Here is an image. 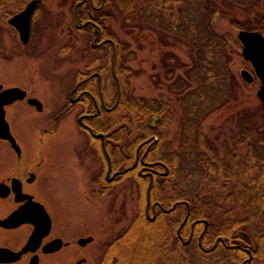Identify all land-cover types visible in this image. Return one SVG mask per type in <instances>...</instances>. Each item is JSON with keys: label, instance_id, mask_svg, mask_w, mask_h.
I'll list each match as a JSON object with an SVG mask.
<instances>
[{"label": "trees", "instance_id": "obj_1", "mask_svg": "<svg viewBox=\"0 0 264 264\" xmlns=\"http://www.w3.org/2000/svg\"><path fill=\"white\" fill-rule=\"evenodd\" d=\"M29 1L0 0V16L8 7L19 9ZM93 1L98 7L102 5V0ZM106 7H110L123 29L151 33L163 47L184 50L188 63L181 61L175 52L166 53L174 63L172 73L177 72L171 76L174 78H169L174 81L169 86L170 99L132 97L129 79L133 72L122 54L124 44L115 34L110 35L101 21L110 12L95 18L89 15V9L86 13L84 5L80 7L84 11L78 13L79 21L99 25L101 39H109L113 44V61L108 66L112 65L118 82L119 101L111 114L112 127L117 126L112 136H128L126 141L119 139L116 143L127 144L132 157L138 145L143 144L140 154L147 150L145 159L161 162L159 170L168 171L164 176L153 174L152 179L149 176L139 179V212L106 245L98 264H190L192 253L199 264H233L235 252H223L220 242L207 254L200 250L195 238V250L190 252L191 247L185 246L175 234L184 213L172 222L166 220L165 214L155 220L146 217L147 198L152 203L158 200V191L175 185L179 187L176 199L186 201L190 207L188 222L209 223L201 237L205 247L219 237L227 243L233 241L236 233L242 231L249 237L254 258L264 261V120L260 114L241 108L229 117V125L212 127L208 132L202 129L212 113L239 107L242 97L228 52L229 46L237 50L240 44L231 33L219 31L216 23L229 17L235 28L260 32L264 30V18L256 28L251 17L255 13L263 15L264 0H103L99 10ZM237 13L247 22H235ZM88 26L96 33L93 26ZM162 64L165 69V60ZM95 68L96 65L92 70L98 71ZM113 83L115 86V79ZM173 120L177 121L175 151L166 141ZM147 140L153 142L148 149ZM120 149L110 147L111 157ZM194 229L198 234L202 225Z\"/></svg>", "mask_w": 264, "mask_h": 264}, {"label": "rangeland", "instance_id": "obj_2", "mask_svg": "<svg viewBox=\"0 0 264 264\" xmlns=\"http://www.w3.org/2000/svg\"><path fill=\"white\" fill-rule=\"evenodd\" d=\"M81 1L41 0L33 16L30 41L26 45H21L18 32L8 23L9 18L19 13L24 7L19 9L8 7L2 11L0 16V84L3 87L24 88L30 96L39 97L43 103V112L37 113L25 103L17 102L7 111L8 121L21 146L22 158L26 156L34 167V164L39 163L44 157L41 171L54 173L50 185L38 184L33 187L35 194L54 217L56 225L63 224L66 229H72L70 227L76 224L82 237L88 235L93 237L92 243L83 248L77 247V251H81V256L84 258L83 264H98L106 245L122 233L137 216L140 201L138 195L141 190H139L137 180H130V182L114 185L112 189L104 192H100L97 186L96 192L90 195V190L87 188L89 177L98 176L107 167L98 142L92 146L88 144L90 137L76 124L74 118L76 111H72L69 116L61 120L52 121L55 113H58L66 102L68 92L75 81L86 72L90 74L97 71L92 70L95 67L94 62L98 72L101 70L102 74L111 62L110 57L113 53L111 46L93 49L90 33L93 32L92 27H82L84 22L81 20L78 24L76 23L75 8ZM87 5L89 4H84L86 13L88 14L89 9L91 17H102L110 12L105 21L100 20L105 22L107 32L115 34L124 44L122 54L127 66L133 72L129 79L130 95L134 98L170 99L172 96L169 93L171 91L169 86L174 81L169 78H174L171 76L177 72L172 73L171 67L174 63L170 60V55H165L169 51L175 52L180 56L181 61L188 63L185 51L163 47L157 37L151 33L123 29L122 23L113 17L110 7L93 10ZM80 10L81 8L78 13ZM261 11L263 14L261 17L256 13L251 17L256 28L260 24L258 22L264 18V7ZM5 12L9 13L3 16ZM239 14H236L234 21L239 24L246 23L247 21L243 20ZM230 20L229 17L219 19L216 27L221 32L231 33L237 40V33L240 29L231 25ZM254 26L250 25L251 28ZM260 32L264 35V30ZM228 52L231 58V70L241 87V101L239 107L231 106L212 113L203 123L204 132H208L212 127L229 125L230 121L227 122L229 117L237 111L240 112L241 108L257 115L260 114L261 119L264 120V112L256 95L260 86L259 81L255 80L248 84L240 76L242 70L252 71L251 65L241 56V45L237 50L234 46H229ZM162 60H165V69ZM115 91L114 88L110 91L111 99L115 97ZM48 115L50 121L46 123ZM111 118V115L104 114L96 124L97 130L108 128L105 131L108 137L117 128L114 125L112 127ZM166 137L169 148L172 151L177 150L176 120L171 122ZM126 139L124 135L123 141ZM116 142L118 141L110 140L111 146H118ZM7 151L8 149L0 144V157H3L4 153L7 154ZM124 151L126 152V149ZM127 157L125 154V158ZM113 159L114 166H119L118 163L122 162L123 153L115 154ZM22 163L23 161L18 165L21 166ZM75 171L82 173L83 178H80V175L68 176L69 172L75 173ZM81 181L84 182L85 188H82ZM178 188L175 185L173 189L158 191V198H167L170 201L177 194ZM180 217L182 214L177 210L174 219L179 220ZM19 236L24 237L22 234ZM236 236H239L238 233ZM22 241L20 238L16 241L14 238H5L0 232V244L15 247ZM193 245L194 242L190 245V252L194 249ZM69 251L66 249L64 255L61 256L62 264L69 263ZM44 264H54V262L48 259ZM190 264H199L193 253Z\"/></svg>", "mask_w": 264, "mask_h": 264}, {"label": "flooded vegetation", "instance_id": "obj_3", "mask_svg": "<svg viewBox=\"0 0 264 264\" xmlns=\"http://www.w3.org/2000/svg\"><path fill=\"white\" fill-rule=\"evenodd\" d=\"M88 3L93 10H99L102 8L103 0L101 1L102 5L99 7H95L93 0H82L78 3L75 8V17L76 23L79 22V15L78 10L79 8ZM38 9V8H37ZM36 13V12H35ZM35 15V14H33ZM33 20V19H32ZM89 21V20H88ZM83 23L82 27L91 25L96 29V33L91 36V47L93 49H100L101 47L110 46L113 48V44L109 39H101L102 30L99 25L93 24L91 22ZM78 24V23H77ZM32 27V23H31ZM81 27V26H79ZM78 27V28H79ZM111 62L113 61V53L111 55ZM111 64V63H110ZM94 62V66H95ZM252 68V67H251ZM101 72V70H100ZM94 71L92 73H85L82 77H79L70 91L68 92L66 102L63 104L62 108L59 112L55 113V118L52 119L55 121L61 120L69 116L72 111H76L74 118L76 121L77 126L83 130L89 137L90 140L88 144L92 146L95 142H98L102 154L107 162V167L98 175L89 177L87 188L90 190V195H93V192L97 190V186L100 188V192H104L107 189H110L112 186L123 183V182H130V180H137L139 190L141 189L139 179L149 176L153 177V174L157 175H166L168 171H160L159 167H162L161 162H150L145 159V154L147 150H144L142 154H140L139 150L143 144L138 145L134 157L129 154L128 145L125 146L123 143H117L118 146L121 147L118 154L123 153V159L121 163H118L119 166H114V159L111 157L110 154V147L111 143L110 140H119L123 139L122 136H107L105 131L108 128L97 130L96 124L98 120H101L102 116L111 115L114 108L118 104L119 101V88L118 82L116 77L114 76L113 68L108 67L104 74L103 72ZM252 73V71H251ZM106 75V76H105ZM115 79L116 84L114 86L113 80ZM257 80L255 76L253 82ZM252 82V83H253ZM260 83V82H259ZM0 91L13 88L10 86L3 87L1 85ZM114 86V87H113ZM15 87V86H14ZM19 88V87H17ZM115 89V97L111 99L110 91ZM26 92V96L23 100H16L10 104L3 106V116L8 125L9 133L14 139L16 145L19 148V151L16 150L13 145L6 139L0 138V144H2L5 148L8 149L7 154L4 153L3 157H0V220H4L8 218L15 210L19 207L26 205L28 202H36L41 204L45 211L47 212L50 218V227L48 229L47 235L43 237L41 240L40 246L36 249L35 252H27L22 255L19 261L10 263V264H18L24 263L28 264L33 256L38 257V264H44V262L50 259L54 264H62L60 261L61 256L64 255L66 249H69L68 252V264H83L84 258L81 256V251H77L78 248H83L88 245V243L82 246L79 243V240L82 238L91 237L93 241V237L88 235L86 237L81 236V231L77 230V225H72V229H66L63 224L55 223L54 217L49 213L46 209L45 204L37 197L34 192L35 185H43L47 186L50 185L51 180L53 179V172L51 171H41V166L43 163V158H41L39 163H35L34 167L30 164L31 161L26 159V156L22 158V149L21 146L17 142V138L15 133L13 132L10 122L7 118V111L9 107L13 106L17 102L25 103L31 109H34L37 113H42L44 110V105L41 102L40 98L37 96H30L29 92L24 89L20 88ZM29 98L37 99L41 105L42 109L38 110L35 106L28 104L27 100ZM114 100V101H112ZM108 101H112V103H108ZM50 118L46 119V123H49ZM108 123V122H106ZM59 124V123H58ZM111 126V123H110ZM43 127V131H44ZM96 134H102L103 137H95ZM128 138V136H126ZM117 138V139H116ZM127 140V139H126ZM147 140L146 149H148L153 142H156V138H154L153 142H149ZM144 142V143H146ZM120 145V146H119ZM95 147V146H94ZM126 149V152L124 151ZM116 153V154H117ZM125 154L128 156L125 158ZM131 158V159H130ZM127 159V160H126ZM22 165L19 166L18 163L22 162ZM156 166L158 168H156ZM75 170V169H74ZM88 172L89 170L86 169ZM90 174V173H89ZM74 175H80V178H83L82 173H68L69 177ZM83 185L82 188H85L84 182H80ZM112 189V188H111ZM169 189H173L170 187ZM167 190V188H163L160 192ZM96 192V191H95ZM175 194L172 199L167 200V198H158V200L154 202H150L149 197L147 198L144 213L146 217L151 220H155L156 218L161 219L160 214H165L167 221H176L174 219V215L176 214L177 210L183 214V218L180 221V224L175 229L176 236L181 240V242L185 246H190L193 244L195 238L197 239V245L199 246L200 250L203 253H211L214 251L217 242H220L221 248L223 252L226 251H234V262L233 264H264V261H258L253 256V247L249 244V237L242 231L238 232L239 236H236L233 241L226 242L224 238L222 241H219L218 238L211 244L210 247H205L202 244L201 237L208 229L209 223L207 220H191L188 222V218L190 215V207L186 201L177 200ZM140 197V193L138 195ZM159 227L161 228L162 221H159ZM62 225V226H61ZM202 225V229L197 234L195 232V226ZM34 227L31 224H22L18 227H3L0 226L1 235L5 238L11 239L14 238L15 241L19 238L22 239V243L20 245H15V247H11L7 244H0V248H7L12 251H19L26 241L28 240L29 236L33 232ZM18 234V235H17ZM19 234H22L24 237H20ZM18 238L16 239V237ZM92 241L90 243H92ZM17 243V242H16ZM50 243H54L50 245ZM89 243V244H90ZM46 245H50L47 247V252H43V248ZM224 253H222L223 255ZM247 256V257H245ZM224 258V256H223ZM65 259V257H64Z\"/></svg>", "mask_w": 264, "mask_h": 264}, {"label": "water", "instance_id": "obj_4", "mask_svg": "<svg viewBox=\"0 0 264 264\" xmlns=\"http://www.w3.org/2000/svg\"><path fill=\"white\" fill-rule=\"evenodd\" d=\"M41 0H31L22 11L12 16L8 23L16 29L21 44L25 45L30 39L31 19ZM237 40L241 45V56L252 67V73L242 70L240 76L245 83H252L254 76L259 80L260 86L257 90V98L261 103L264 112V36L257 31L240 30L237 33ZM1 89V86H0ZM26 92L20 88L13 87L0 91V138L8 140L13 147L19 151L14 139L9 133L8 125L3 116V106L16 100H23ZM28 104L35 106L38 110L42 109L41 103L34 98L27 100ZM95 137L102 138V134H96ZM22 224H31L34 227L24 246L19 251H12L7 248H0V264H10L20 260L23 254L35 252L40 246L41 240L48 233L50 227V218L44 207L36 202H28L19 207L8 218L0 220V226L18 227ZM222 241V238H218ZM92 241L91 237L82 238L79 243L84 246ZM54 243H50L53 245ZM46 245L43 252H47ZM28 264H38V257L33 256Z\"/></svg>", "mask_w": 264, "mask_h": 264}]
</instances>
